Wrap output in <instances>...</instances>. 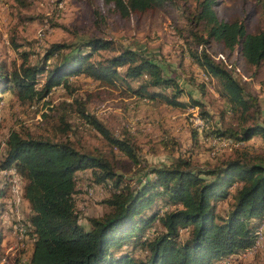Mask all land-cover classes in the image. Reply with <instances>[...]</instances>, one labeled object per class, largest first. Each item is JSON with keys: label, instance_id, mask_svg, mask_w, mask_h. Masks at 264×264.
<instances>
[{"label": "trees", "instance_id": "16d2710c", "mask_svg": "<svg viewBox=\"0 0 264 264\" xmlns=\"http://www.w3.org/2000/svg\"><path fill=\"white\" fill-rule=\"evenodd\" d=\"M172 1L103 3L127 18L164 9ZM194 1L192 21L201 27L202 37L196 43L200 48L190 49L189 57L206 76L216 80L219 95L230 110L243 121L250 119V123L237 130H195L209 132L208 144L211 137L238 142L229 148L233 150L232 156L214 166L199 168L180 155L167 165L149 167L132 187L121 183V176L101 154L78 151L67 139L9 132L0 167H13L23 180L21 196L29 208L26 233L32 240L29 264H214L253 245L256 229L264 224V147L247 142L258 136L264 144V124L253 117L257 112L256 99L244 92L231 67L226 68L210 57L205 45L219 42L228 52L238 46L244 64L257 68L264 65V29L249 33L241 19H218L213 9L218 0ZM99 51L110 54L91 60L92 54ZM50 57H55L56 62L48 68L45 62ZM119 67L123 70L119 71ZM42 73L43 82L37 88ZM77 74L107 84L119 81L133 96L158 98L173 108L184 106L179 100L181 87L152 58L129 48L115 47L111 40L97 36L74 46L51 44L35 64L26 63L24 57L11 70L0 67V94L11 88L20 102L36 100L57 85L70 89L67 79ZM132 81L136 82L134 87L129 85ZM75 109L111 147L137 162V146L131 135L114 137L83 105ZM68 126L59 121L61 133ZM85 170L89 171L92 185L109 183L112 189L102 200L109 210L89 217L87 228L77 221L73 198L77 178ZM157 201L161 204L156 208L158 213L147 214L148 207ZM218 201L227 203L220 213ZM154 221L156 226L152 225ZM128 244L130 249H123Z\"/></svg>", "mask_w": 264, "mask_h": 264}, {"label": "rangeland", "instance_id": "374dc122", "mask_svg": "<svg viewBox=\"0 0 264 264\" xmlns=\"http://www.w3.org/2000/svg\"><path fill=\"white\" fill-rule=\"evenodd\" d=\"M213 9L220 20L241 19L249 33L264 29V0H218ZM194 13V0H173L164 9L127 18L120 17L103 0H0V67L4 70L18 66L24 57L26 63H38L51 44L74 46L97 36L111 40L115 47L129 48L152 58L181 87L179 100L184 104L173 108L158 98L142 99L133 96L122 82L107 84L82 74L68 77L70 89L57 85L46 96L32 101H18L14 90L8 88L0 94V159L11 131L21 136L67 139L78 151L101 154L121 176V183L134 187L149 167L167 165L180 155L188 157L199 168L214 166L231 157V147L208 144L209 132L198 133L192 122L193 117L201 118L209 131L237 130L250 123L249 117L243 121L230 110L219 95L216 80L206 76L189 57L190 49L200 48L196 43L202 37L201 27L192 21ZM205 51L226 68H232L244 92L256 99L254 120L264 124V65L246 66L238 46L228 52L219 42L210 41ZM109 54L95 52L91 60ZM55 62L56 58L50 57L45 65L50 68ZM43 76V73L38 76L37 88ZM135 84V81L129 83L130 87ZM163 92L169 94L168 90ZM192 101L199 105L193 106ZM80 104L112 136H132L137 146L136 163L111 147L79 117L75 108ZM61 120L69 125L65 133L58 128ZM247 144L264 147L258 136ZM3 169L0 167V264H29L32 240L26 233L29 208L20 193L23 180L19 176L17 179L10 169L5 173ZM13 184L18 186L15 194L11 190ZM92 184L89 171L85 170L77 178L73 195L77 221L85 228L89 226V217H98L109 210L102 200L112 192L109 183ZM160 205L157 201L148 207L147 214L158 213L156 208ZM216 206L220 213L227 203L218 201ZM152 225L156 226V221ZM184 232L185 229L180 230L181 237ZM256 232L255 247L239 251L227 264H264L263 223ZM129 246L123 249L129 250ZM214 264L226 263L220 260Z\"/></svg>", "mask_w": 264, "mask_h": 264}, {"label": "built area", "instance_id": "2783aa9c", "mask_svg": "<svg viewBox=\"0 0 264 264\" xmlns=\"http://www.w3.org/2000/svg\"><path fill=\"white\" fill-rule=\"evenodd\" d=\"M221 57V56H219ZM229 67V66H228ZM192 122L194 124V126L198 129V130H201V129H206L208 126L207 124H205L203 122V120L199 117H193L192 119ZM209 141H210V144L212 145H216V146H220V147H231V146H236L238 145V142H235L233 139L231 138H226V137H211V138H208ZM10 169L12 171V174H14L15 176H17V179H18V174L15 172L14 168L13 167H9V168H4L2 170V172H6V170ZM11 190L12 192L15 194L17 191H18V186L17 184H13L11 186ZM22 192V190H21ZM20 192V193H21ZM19 193V194H20ZM16 201H18V198H16ZM257 241L255 240L252 247H255ZM236 257V256H234ZM231 257H228V258H225V259H222L221 261H225V263L227 264L228 260L230 259Z\"/></svg>", "mask_w": 264, "mask_h": 264}]
</instances>
